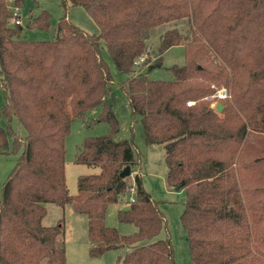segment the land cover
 I'll return each instance as SVG.
<instances>
[{
  "label": "trees",
  "instance_id": "1",
  "mask_svg": "<svg viewBox=\"0 0 264 264\" xmlns=\"http://www.w3.org/2000/svg\"><path fill=\"white\" fill-rule=\"evenodd\" d=\"M62 2L83 6L100 32L67 14L53 23L46 9L14 24L10 5L24 1L0 0V154L17 155L1 190L0 264H66L65 225H44L47 203L87 215L92 256L118 249L117 264H177L171 240L157 238L165 214L139 174L134 201L125 196L140 161L133 139L118 134L103 47L128 75L121 87L146 144L164 148L167 185L184 190L180 222L192 264H264V0ZM171 23L152 60L153 32ZM25 27L53 37L25 38ZM180 45L184 63L170 67L173 77L149 78ZM221 87L229 97L219 112L206 97ZM97 108L109 131L85 137L75 161L99 172L79 175L70 194L65 141L72 122ZM124 197L118 220L136 226L131 234L106 225L109 206Z\"/></svg>",
  "mask_w": 264,
  "mask_h": 264
},
{
  "label": "rangeland",
  "instance_id": "2",
  "mask_svg": "<svg viewBox=\"0 0 264 264\" xmlns=\"http://www.w3.org/2000/svg\"><path fill=\"white\" fill-rule=\"evenodd\" d=\"M13 1V0H10ZM23 8L14 4L10 5L12 17L14 11L19 9L23 25L28 22L31 13L37 14L46 9L53 15L52 21L56 23L62 16L66 15L76 25L88 33L98 34L100 28L87 10L80 5L63 4L62 0H23ZM12 21V20H11ZM172 24L159 26L150 39L151 58L154 59L155 48L160 40L159 36L172 27ZM23 37L29 39H51V31L42 32L35 29L24 28ZM102 56L106 60L113 76V83L107 95L108 102L112 105L113 111L119 121V136L133 139L136 145V154L140 161V168L135 170L130 177V191L125 195L127 198L134 196V178L139 174L143 181L145 190L150 192L153 198L160 203V209L164 212L167 221L166 227L160 232L157 238H169L174 249V257L177 264H192L189 254L186 231L181 225L180 215L184 209V190H176L167 185L165 172L167 169L163 146H150L145 142V132L139 120H135L127 98L124 95L121 84L128 79V75L119 71L106 47L102 48ZM184 63V47L174 46L163 54V66L156 67L149 71L147 76L151 79H171L173 73L170 67L174 64ZM148 64H138L140 72L146 71ZM224 87L219 88L223 89ZM212 95L206 97L211 101V106L217 109L221 102L219 98ZM5 102L3 89L0 86V107ZM218 111V110H217ZM100 108L87 113L83 119H76L72 122L69 136L66 138V183L70 194L78 192L77 179L82 174L99 172V168L75 161L78 147L87 136H99L109 131V126L104 121H99ZM17 126V123H14ZM0 125L5 126L4 118H0ZM17 155L0 154V198L3 183L10 171L16 164ZM133 187V188H132ZM126 197L117 204H111L107 210L106 225L115 227L122 234H131L136 231V226L129 223H122L118 220L119 209L127 205ZM47 214L43 219L44 225H55L63 222L65 232L62 236L66 248V264H117L119 257L124 253L122 250L112 249L100 256H92L90 249L94 243L88 235V217L86 214L77 212L72 204L65 206L57 203H47Z\"/></svg>",
  "mask_w": 264,
  "mask_h": 264
},
{
  "label": "built area",
  "instance_id": "3",
  "mask_svg": "<svg viewBox=\"0 0 264 264\" xmlns=\"http://www.w3.org/2000/svg\"><path fill=\"white\" fill-rule=\"evenodd\" d=\"M19 12H20L19 9L14 11V16L11 18V20L14 24H21L22 23V18H21V15ZM143 60H144V58H140L139 60L136 61V64L142 63ZM213 97H217L219 99H226L227 97H229V93H228L227 89L223 88V89L218 90L217 93H215V95ZM192 104H194V101L188 102V105H192ZM130 200L134 201V196H130Z\"/></svg>",
  "mask_w": 264,
  "mask_h": 264
},
{
  "label": "water",
  "instance_id": "4",
  "mask_svg": "<svg viewBox=\"0 0 264 264\" xmlns=\"http://www.w3.org/2000/svg\"><path fill=\"white\" fill-rule=\"evenodd\" d=\"M223 108H224V104L223 103H221V102H219L218 104H217V110L219 111V112H221L222 110H223ZM123 176H129L130 175V167H127L124 171H123ZM178 189V188H177Z\"/></svg>",
  "mask_w": 264,
  "mask_h": 264
}]
</instances>
